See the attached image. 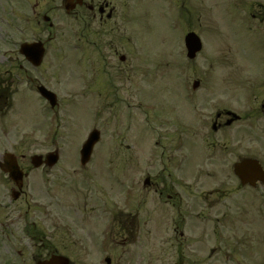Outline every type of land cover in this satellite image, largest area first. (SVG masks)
Returning a JSON list of instances; mask_svg holds the SVG:
<instances>
[{
	"label": "rangeland",
	"instance_id": "1",
	"mask_svg": "<svg viewBox=\"0 0 264 264\" xmlns=\"http://www.w3.org/2000/svg\"><path fill=\"white\" fill-rule=\"evenodd\" d=\"M207 1H217V0H207ZM5 0H0V26L4 29L7 28V21L10 20L11 15L9 14L7 9H4V6L8 8V5ZM176 11L179 13V17L181 15H185L187 13V10L183 6V1H181V6L176 8ZM204 11H208L207 8L203 9ZM216 12V10L214 9ZM173 11L169 7V2L166 0H153V1H147L144 3L142 16L140 18L139 23L136 25L139 30H141V40L144 50L145 56H150L146 61L147 65H154V63H158L159 61L162 62L163 57L166 56L167 51H163L161 53H149V51H153V49H160L163 47L162 42H164L165 49L168 50L169 48H176L177 46L182 44V33L178 30L174 29V24L169 25V22L171 20L177 21L179 18H172ZM225 23L227 29L232 30L231 32L234 33H228L223 34L222 37L227 42V48L228 45H233L235 47H232L233 50L228 51V54H226V57L230 58V64H232L231 60H236L238 63L243 61L246 63V67L248 68L251 66L252 62L257 60L256 52L254 51L253 46V39H255V36H250L248 31L242 32L241 26L236 23V17L235 16H228V18H225ZM3 31L0 29V39H2ZM236 33V34H235ZM234 34V35H232ZM24 33L22 31H16L14 38L15 43L18 44L22 40H24ZM211 45L213 49L216 48V42L211 41ZM132 43L133 47L129 50L127 47L128 44ZM123 44L122 46L118 45V52L119 54L123 53H129L132 54L135 52L136 47L134 41ZM224 43V41L221 42V45ZM260 44V43H259ZM3 42H0V60H3V55L5 54L6 48L2 47ZM242 50H239L238 48ZM236 48V49H235ZM221 53V50L219 49L214 50L212 54H214V57L216 58ZM233 58V59H232ZM111 60V59H110ZM199 61H203V59H200ZM105 70L103 71L104 77V84L107 85L109 83L106 79V76H109L110 79L113 75H111L110 72L114 74L117 73L119 78H114L119 84H126V75L127 71H130V66L128 65L125 68V63L120 64L118 58L116 57L115 60L111 63ZM201 63L198 62L194 65V68H192L190 71L183 68L184 78H188L193 82L194 78L199 77L201 74L200 68ZM232 66V65H231ZM235 66V65H234ZM216 67V66H215ZM214 67V68H215ZM179 67H176L178 69ZM211 68V67H210ZM213 69V67L211 68ZM127 70V71H126ZM146 71V70H145ZM154 72L150 77H152V80L149 78L147 81L146 77L144 78L143 83L146 84V82H149V84L159 82V89L161 93V96H156L157 100L163 101L164 99L168 98V94L170 92H180L178 89V76H172L170 71L167 70L166 75L163 73L164 71H157V69L153 70ZM240 73V72H239ZM163 74L165 75V80L163 79ZM141 74L139 73V76ZM233 74H231L228 67L225 66V68H220L219 72L215 75L216 80L218 81H207V73L202 75V78L204 79L205 86L198 90V93L205 92L207 90L211 95L209 97H220L225 92L232 93V91L227 88L230 84L231 77ZM169 77L170 79H168ZM210 75L208 76V78ZM131 78V77H130ZM207 78V79H208ZM133 79V77H132ZM160 79V80H159ZM51 81L53 84L60 83L57 81L56 78L51 77ZM229 82V83H228ZM68 86L65 87H73L74 82L66 81ZM105 85V87H106ZM123 87H126L125 85ZM161 89L163 91L161 92ZM131 90L133 91L135 95V99H130V92L126 93L123 92L127 98L120 102L121 104L118 106H113L116 101L114 98L111 99V103L108 104L106 102L103 103L102 100H100L98 97V93L95 89L91 90L93 93L92 95L89 94V90H84L82 88H79L77 93L74 95L69 96L68 89H64L62 94V98L64 99L61 101L62 105L59 108V119H57V130H54L50 128V112H47L45 106L40 100L34 99V98H28L24 94H16L12 99V107L9 110V112L3 116L0 114V154L4 153L3 151H17L18 154L25 153L26 156L31 157L35 153H46L49 151V148L47 147L46 141H50L56 139L60 142V156L63 157L65 160H62L61 167H59L58 170H55V173L57 175H61L63 181L61 183L64 184L63 188H59L58 191L65 193H69L67 196V200L64 201L66 203H69L68 206H64L61 204V212L63 215V221L69 222L72 224V219L66 218V213L70 212L72 209V205L77 202V199H75V196L84 197L86 195L91 196V193L87 191V188L80 187L79 188H73L72 184H70V179L65 177L66 170L70 169L74 166L73 163L76 161V156H80V149L83 144V142L86 140V136L90 133V121L94 118V112L95 114L98 111L103 112L104 114L100 118V122L103 128V146H106L109 144V142L115 137L119 136L121 138V132L119 130V127L117 125L125 123V119L127 120V123L129 121V116H131V122H132V128L129 129V133L126 134V138H124L122 141V146H124V142H131L132 146L128 149L117 147H110V150L112 151L111 157V166L114 167V169L111 170V172H106L103 169V165H98L97 168H99V171H96V177L91 180V182H95V202L93 203L90 201L89 209H92V206L97 203L103 204V196L109 197V203H108V209L110 211L119 212L120 210H124L126 212H134L135 205L137 203V193H138V180L139 176L137 171V164L139 163V156H136L138 151H136L135 147V131H137L136 127L137 118V107L136 103H138L137 93L139 92L138 87H134L131 85ZM245 87H239V90H237L235 93H243L245 92ZM216 92V93H213ZM69 97H68V96ZM145 96V93L143 94ZM160 95V94H159ZM236 98H239V96H234L233 98H230L231 100L236 101ZM29 100V101H28ZM240 100V98H239ZM104 104V105H103ZM169 105V103H168ZM119 108L122 110L121 113H119ZM122 115V117H121ZM121 117V118H120ZM264 118L257 121L256 124V150H259L261 152V155L264 157ZM126 123V124H127ZM125 124V125H126ZM117 126V127H116ZM48 132H51L49 135ZM108 143V144H106ZM113 145V144H112ZM115 145V144H114ZM100 149V150H99ZM98 153L96 154L97 157H100L103 159L104 155L107 153L108 150H105L104 147L97 148ZM96 150V152H97ZM151 154V152H150ZM149 154V155H150ZM151 156V155H150ZM121 157V159H120ZM72 159V160H71ZM124 162H126V173L124 172L125 166ZM212 168L208 169L211 170ZM110 174V176H106L108 180L104 181V176L102 175ZM114 174L118 176V183L115 185V179ZM101 178L103 183H109L111 182L113 185V188H105L102 186L101 181L98 179ZM39 175H34V179L31 178L30 182L37 181L38 183ZM61 179V180H62ZM74 182V181H73ZM33 183V182H32ZM101 184V185H99ZM209 187V185H208ZM34 191V199L39 200L40 197V189L38 186L35 187ZM248 206L246 203L243 205H240V210L236 213V221L234 227V233L232 228L230 227L229 232L227 234H224L225 236H231L234 235V246L235 250H232L231 244L224 243L223 248L226 250H229V252H233L232 254L224 257V259H221L220 261L215 260L214 258L212 260H206L205 257H203V253L207 254L209 252V249L215 245L218 244V239L216 238V231L220 230L218 227V224L215 220V213L209 215V217H212V221L209 220L204 223H196L197 219H194L189 224L188 228L181 229L179 228V231H184L185 236L187 238V244L184 245V247L190 245L191 250V261L190 255L187 253L186 262L187 264H264V215L259 212V210L253 209L255 206H252L249 210H252L251 212L247 213L245 216L246 220L240 221V219H243L244 213L242 210V206ZM69 210V211H67ZM101 210V209H100ZM2 211V209H0ZM97 211V212H96ZM102 211V210H101ZM87 212L84 211L83 214L85 215ZM90 216L93 215L94 217L92 220L95 221V226L93 224V229L96 231L101 230V224L102 221L97 222L99 220L100 211L95 209L93 211H89ZM218 213V212H217ZM34 213H32L33 215ZM219 214V213H218ZM8 213H3L0 215L2 218L1 220H6ZM76 215V212H75ZM132 215V214H131ZM145 218L147 214H144ZM87 220V218H86ZM84 221L83 223V229L88 230V222ZM108 220H113V223L111 227L108 226L107 222ZM79 222V219H78ZM38 224V222H37ZM74 224V223H73ZM195 224V225H194ZM157 225V227H156ZM41 226L37 225V228ZM75 227H72V229L77 230V225L74 224ZM104 230H111L110 238H112L115 241V238L118 237V219L115 220L113 216L111 218L105 220L103 222ZM172 222L170 220H165V223H163V228L161 227V222L158 221L157 223L151 222V220L148 222L147 226L143 228V251L140 249H134L133 256L134 260H136V255L141 251L142 256L144 257V264H174L175 262H178V253L176 246L172 244H156V238H172L175 236V230L172 229ZM227 226V224H226ZM224 226V227H226ZM117 227V228H116ZM223 227V228H224ZM80 228V227H79ZM222 229V228H221ZM251 229V230H250ZM1 230V227H0ZM250 230L247 233H243L242 231ZM104 231H100L99 234L102 235ZM242 234V236H241ZM0 231V264H3L5 259L10 260L14 259V257H11L10 251V243L5 245L7 242L3 240V236H1ZM204 236V238H203ZM240 236V237H239ZM19 237V236H16ZM239 237V244L237 245ZM102 236L100 237V239ZM198 241V243H197ZM240 241L242 243H240ZM151 242L155 244H150ZM204 242L206 245H203ZM217 242V243H216ZM232 242V241H231ZM34 240H31V251H33V245ZM20 247V244L18 245ZM116 247L118 250L117 255L120 253L117 245L112 244V247ZM238 246V248H237ZM21 248V247H20ZM102 245L99 246V251L92 253L89 262L95 263V264H104L103 256L105 253L102 252ZM134 248V246H133ZM237 248V249H236ZM139 251L135 253V251ZM12 252V251H11ZM201 255V256H199ZM249 255V256H247ZM76 257V256H75ZM86 257V256H85ZM84 257V258H85ZM151 257L153 258L151 261ZM247 257V258H246ZM203 258V259H202ZM15 264V263H14ZM135 264V263H133Z\"/></svg>",
	"mask_w": 264,
	"mask_h": 264
},
{
	"label": "flooded vegetation",
	"instance_id": "2",
	"mask_svg": "<svg viewBox=\"0 0 264 264\" xmlns=\"http://www.w3.org/2000/svg\"><path fill=\"white\" fill-rule=\"evenodd\" d=\"M55 1V0H53ZM56 2H47L36 0L31 5L33 21H30V26L36 24L31 34L33 36L32 41L43 40V37L47 34L50 35V38H57L59 36L58 32L53 33L51 28V20L53 15H59L70 17L73 20L74 27L72 29L71 38L74 43V47L78 50V60L76 63L82 66L83 69L87 70L89 76V81L91 87L98 86L99 93L101 94L103 90L110 91V94L126 99L127 96L123 93L128 92L126 87H123V84H119L114 78H119L117 73L112 72L113 75L110 79L109 76H106L105 80H108L109 83L104 84L103 71L111 64L117 57L120 61L121 58L125 55L119 54L118 45L122 46L125 43L124 30L122 28L123 24L128 18V8L129 0H83L82 3L77 4L71 11H68L63 6L62 0ZM203 3V2H202ZM235 8H239V4H247V9L251 10L253 5V0H237ZM190 5V11L192 6ZM137 8L139 11L142 8L141 0L137 1ZM259 10V14L262 16L260 19L261 22H264V7ZM194 13H190L186 18L183 19L182 24L185 28L183 30L187 31H198L203 32L210 30L219 31L222 27L221 19L217 20V27L208 25L207 19L203 18L201 12H197V9L194 8ZM253 17L256 15L252 14ZM49 17L51 20H48ZM130 18H133L132 14ZM60 19L57 21V23ZM54 35V36H53ZM53 40V39H52ZM111 59V60H110ZM173 61L175 60L173 52ZM125 63V68L131 62H121L120 64ZM186 63H190L188 60ZM9 73H0V98L7 99L11 93L12 82H7L4 75ZM107 73V72H106ZM44 74V73H43ZM31 75L27 73L28 79L33 80ZM45 76V75H44ZM114 77V78H113ZM106 85V87H105ZM264 86V84H262ZM131 94V93H130ZM143 92L137 93V98L141 101L144 97ZM264 97V94L259 93ZM133 95V94H132ZM258 97V93H254ZM186 100H183L184 105H186ZM261 106V104H260ZM141 109V116L139 124L142 129L140 132V137L138 140V146L141 149L139 152V163L137 166L138 175L140 180L138 182V194H137V203L135 205L136 215H128L123 212L117 218L119 224V237L118 239L120 245L124 246V251H127V245L133 239L141 240L142 237H134L135 231H138L139 234L142 233L143 224L147 225L148 220L143 219L142 213H150L151 222L154 223L156 218H158L162 213H175L178 217V223L185 224V219L192 212H203L204 204L210 199L213 206L216 204L215 198L217 193L220 195V201H223L227 198V204L230 206H238L239 204V191H240V181L237 175H235L231 169L233 164L241 159V157L248 155L249 140L251 138V132L245 126L241 127L238 123L242 120H236L234 123H230L231 116L230 110L227 108L220 109L217 113V118L215 124L213 125L214 132L220 133L219 140L215 142L214 145H218L219 151H211V155H217L223 160H226V165L230 167L232 172L231 179L229 177L218 174L220 179V186L215 189V191L210 192L208 195H203L201 191L197 190V186L200 188L203 184L201 182L193 183V172L192 164L193 161L200 159L201 161L205 160L208 155L207 151V119L206 113H203V118L198 121L201 122L199 125H192V117L188 109L183 108L178 112H174L169 117L162 118L161 120L156 116H151L148 118L149 125V134L153 144L152 158L148 163L144 162L143 156V143L144 141V126H143V116L142 101L139 103ZM201 108L204 109L203 106ZM202 110V109H201ZM258 110V109H257ZM256 110V111H257ZM249 117H252L254 110L245 113ZM160 120V122H159ZM213 136V135H212ZM198 139H203L202 145L200 147V142ZM57 147V145H55ZM21 168L25 169L24 179V188L21 192V195L18 199L8 198L10 204H14L22 200V204H14L12 206V212L6 217L7 220H4L1 224L3 227V232L5 236L8 237L9 242L12 244H20L22 250L18 249L19 256H27L29 249L25 244H28L27 240L31 239L30 233L28 232V226L31 224L32 209L33 212L39 211L40 219L44 226L47 229L57 228L62 225L63 215L61 210V204L68 206L69 203H64L61 199L57 188V183L53 181H61V175L50 172L54 167H50L48 164L43 166L44 170H47L46 173L41 172V204L31 203V196L29 191L31 190V183L29 179L33 176L31 172L32 167L26 166L28 159L26 157H20L18 160ZM232 164V165H231ZM231 165V166H230ZM127 166V165H126ZM211 173V172H209ZM208 176L207 170L199 174H194L196 178L201 180L202 176ZM211 175H214L211 173ZM230 179V183L228 180ZM52 180V182H51ZM63 180V179H62ZM227 182L225 183V181ZM73 187H78L77 182H73ZM231 186V191L229 193V187ZM0 187H4L0 192V196L6 198L9 197L12 192H14L15 184L12 179L6 174L0 172ZM91 193V189L88 191ZM94 198L89 197L88 195L85 198L77 196V202L72 205L70 212L66 213V218L72 219V222L79 226L82 231L80 237L71 238V242L74 244H84L85 246L93 243L94 240L93 232L83 229V223L86 218L91 224V220L94 217L90 216L89 211L95 210V204L92 206V209H89L90 201L93 203ZM0 203L3 206L7 204ZM70 206V205H69ZM69 211V210H67ZM87 213L84 215L83 212ZM32 212V213H33ZM76 212V215H75ZM155 214V215H154ZM108 216V215H107ZM156 217V218H155ZM79 219V222H78ZM15 224H20V231L15 230ZM178 224V225H179ZM45 234L44 237H41L42 243L47 239L48 244H63L68 242L70 238L63 236H51L52 233ZM19 236L17 238L16 236ZM46 244V243H45ZM142 256L140 257V260Z\"/></svg>",
	"mask_w": 264,
	"mask_h": 264
},
{
	"label": "water",
	"instance_id": "3",
	"mask_svg": "<svg viewBox=\"0 0 264 264\" xmlns=\"http://www.w3.org/2000/svg\"><path fill=\"white\" fill-rule=\"evenodd\" d=\"M97 136H98V132L97 131L93 132L91 134L89 140L87 141V143L84 145V147H82L83 148V150H82L83 158L87 159V157L90 156L92 149H93V145H94L95 141H97V139H98ZM36 159H39V157H36ZM35 162H36V164H38L37 163L38 160ZM10 172H12V170ZM44 264H62V259L59 260V259L53 258L50 261H46V263L44 262Z\"/></svg>",
	"mask_w": 264,
	"mask_h": 264
}]
</instances>
